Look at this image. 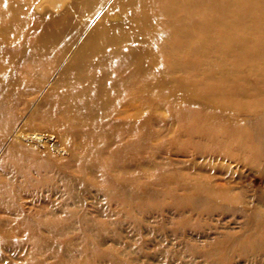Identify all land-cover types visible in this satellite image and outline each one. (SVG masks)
Instances as JSON below:
<instances>
[{
  "label": "bare ground",
  "instance_id": "6f19581e",
  "mask_svg": "<svg viewBox=\"0 0 264 264\" xmlns=\"http://www.w3.org/2000/svg\"><path fill=\"white\" fill-rule=\"evenodd\" d=\"M174 97L264 110V0H0V229L31 222L20 199L37 174L91 172L92 156L128 132L137 142ZM249 210L254 234L264 214ZM237 253L264 264V241Z\"/></svg>",
  "mask_w": 264,
  "mask_h": 264
},
{
  "label": "rangeland",
  "instance_id": "374dc122",
  "mask_svg": "<svg viewBox=\"0 0 264 264\" xmlns=\"http://www.w3.org/2000/svg\"><path fill=\"white\" fill-rule=\"evenodd\" d=\"M173 100L153 106L137 142L128 132L124 148L92 156L91 172L37 174L20 199L31 222L0 229V264H250L237 251L264 241V224L246 230L249 209L264 214V110Z\"/></svg>",
  "mask_w": 264,
  "mask_h": 264
}]
</instances>
